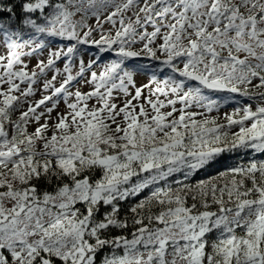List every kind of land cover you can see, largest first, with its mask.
I'll use <instances>...</instances> for the list:
<instances>
[{
  "label": "snow or ice",
  "instance_id": "snow-or-ice-1",
  "mask_svg": "<svg viewBox=\"0 0 264 264\" xmlns=\"http://www.w3.org/2000/svg\"><path fill=\"white\" fill-rule=\"evenodd\" d=\"M0 264H264V0H0Z\"/></svg>",
  "mask_w": 264,
  "mask_h": 264
},
{
  "label": "rangeland",
  "instance_id": "rangeland-1",
  "mask_svg": "<svg viewBox=\"0 0 264 264\" xmlns=\"http://www.w3.org/2000/svg\"><path fill=\"white\" fill-rule=\"evenodd\" d=\"M138 82H142V81H138Z\"/></svg>",
  "mask_w": 264,
  "mask_h": 264
}]
</instances>
